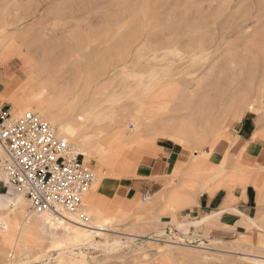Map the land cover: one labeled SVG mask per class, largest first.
<instances>
[{"label":"rangeland","instance_id":"rangeland-1","mask_svg":"<svg viewBox=\"0 0 264 264\" xmlns=\"http://www.w3.org/2000/svg\"><path fill=\"white\" fill-rule=\"evenodd\" d=\"M8 21L7 35H15L16 47L30 63L15 54L9 67L0 66V76L10 81H0V109L34 110L51 121L36 106L15 108L24 106L21 86L34 75L71 121L74 114L83 116L77 125L87 144L101 141L112 151L107 135L123 123L132 129L133 116L141 109V116H149L151 123L173 117L193 120L200 137L189 138L186 144L167 137H158L154 143H132L128 152H119L110 164L99 158L88 161L85 156L96 175L88 193L102 173L107 180L125 177L122 169L133 153L141 156V162L158 153V145L170 143L185 161L155 184L147 179V189L134 181L137 194L127 205L115 204L113 199L108 203L107 230L99 238L118 240L114 247L79 248L74 242L59 244L50 239L42 249L21 256L7 244L0 264H264V205L257 203L263 217L244 236L208 242L196 239L192 227L187 232L178 228L179 223L191 220L186 209L195 204L176 199V192L182 198L191 193L194 179L188 171L193 165L204 178L216 167L223 171L198 198L214 188L241 194L236 170L245 174L246 188H254L256 202L258 190H264L262 161L230 149L245 119L255 131L253 138L264 141V0H0V29ZM16 80L14 98H3L8 84ZM56 88L60 96L53 93ZM156 93L163 99L161 103L156 99L157 105L152 103ZM156 106L160 112L152 118L155 113H148ZM225 143L229 145L219 161L214 151ZM146 192L151 195L147 201L142 199ZM19 193L0 169V218L21 223L28 213H37L28 199L26 212L20 213L13 200ZM88 198L89 194L77 215L85 214L86 223H94L95 209ZM6 231L0 224V244ZM73 246L84 256L74 263L57 257Z\"/></svg>","mask_w":264,"mask_h":264},{"label":"bare ground","instance_id":"bare-ground-1","mask_svg":"<svg viewBox=\"0 0 264 264\" xmlns=\"http://www.w3.org/2000/svg\"><path fill=\"white\" fill-rule=\"evenodd\" d=\"M16 22L17 21H13L12 23H16ZM8 25H11L9 21L4 22L1 25V29H0V66L9 67L11 62H13L14 59L13 55L15 54H17L23 60V62L28 65V63H30L29 57L25 55L21 49L16 47V42L14 40L15 35H7L6 31ZM3 38H7V41L6 42L2 41L1 39ZM1 80L5 81L6 83L10 82L9 80H5V77L3 76H0V81ZM15 84L17 85V80L8 84V89L2 94L3 98L9 100L10 99L12 100L14 98L15 94L11 92L12 89L15 87ZM51 89L53 90V88ZM21 90L22 93L24 94L23 95L24 106L21 108L18 107L15 108L23 110L26 108L33 109V107L36 106L42 113H45V115H47L51 119L52 123L53 121H55V123L59 126V131L61 133V134L59 133L60 135L68 137L70 141H73L74 144L76 143L79 146L78 147L75 144L77 150L81 154L86 156V159H88V161H91L92 158H99L105 164H110L113 157H115L119 152L122 151L128 152L129 149L131 148L130 144L142 143V142L154 143L156 142L158 137H167L168 139L175 140L183 144L184 143L186 144L188 142L187 139L189 138L197 139V137H200L199 136L200 132L196 128L198 126L194 124L193 120L184 121L180 119L178 120V117H173L167 120L159 119L156 121V123L155 122L151 123L148 121V118H150L149 116H147L148 118L141 116L140 113L143 112V109H141L133 116L134 119L132 120L133 121L132 129H130L129 127L126 126L125 123H123L116 131L110 132L107 135L109 141L113 144V146L110 148V149L113 148V150L107 151L104 147L105 144L101 143V141L100 144L93 143L90 140H89V144L86 143V139L83 138L84 135L80 132V129L77 125V121L79 120L82 121L83 116L74 114L72 115L73 120L71 121L70 118H68V116L64 113L65 108L62 107V109L59 110L57 106L58 102L57 104L54 103L55 100L53 99V97H50L51 92L49 91V89L45 85H43L42 82L37 81L34 75H31L27 83L21 86ZM53 93L54 94L58 93L59 96L61 95L59 88H56V91H54ZM154 95L152 99H154L155 97ZM156 96L157 97H155L154 99L155 102H153L152 100V103H154L155 105L159 104V102L161 103L163 100V99L161 100V98H158L161 96V95L159 96V93ZM156 99L157 100L159 99L160 101L158 100L159 101L158 102ZM152 103L151 104L148 103V105L152 107L154 105V104L152 105ZM151 107L150 110L151 109L152 110L151 111L149 110L148 113L150 116H152L155 112H157V114L158 112H160L157 106L155 107V109ZM147 109H149V107ZM147 109L146 110L144 109V113L147 111ZM154 116H156V113L155 115H153L152 118H154ZM237 118L239 119L240 117L238 116ZM151 132H154L155 135H149V133ZM71 138L73 140H71ZM219 138L220 135H218L212 142L211 147L213 149L217 147L216 144ZM127 143L129 145H124ZM115 147H117L116 150ZM134 154L135 153L129 156L130 160L134 161L136 159V156ZM236 171L239 173L238 174L239 176H236V178L240 180V183L243 187V191L245 192L247 185V182L245 181L246 180L245 174L240 173L238 170ZM188 172H189L188 173L189 177L191 176L190 179H194V185L191 190V193L187 195L185 198H182L179 197L178 192H176L177 194L176 199H178L179 201L184 200L187 204H193L195 202L197 203L198 193L202 192L205 189L204 187L207 186L208 182L212 181L213 178L223 174L222 173L223 171L219 167H216L209 176L204 178L203 176L197 175L196 173L197 170L195 165H193ZM2 174L6 179L5 174L3 172ZM102 174L103 175H100L99 180L95 183V189L101 188L103 182L106 180L105 173ZM218 189L219 188L212 189L211 194H214V192H216ZM260 190H261L260 192L264 191L263 189ZM88 194L89 193H87L86 196H88ZM229 197L231 198V200H234V196L232 195L231 191ZM13 200H15L18 206L17 209L20 211V213L23 214V212H26L27 198L24 197L23 192L17 194ZM78 213L79 212L72 213L70 215L67 214L65 217L59 219H55L52 216V214L48 212H40V213L37 212L32 215L28 213L25 216L23 222L21 223L17 221L16 222L12 221L9 218H6L7 216L6 217L2 216L0 218V224H2L7 231L2 236L1 242H3V244H0V257L2 254H4L5 251V249H3V245L6 246L7 244H11V247L14 248L15 250L17 249L22 256L24 254H27L28 252L42 249L44 242L50 239L57 240L59 244H61L62 242L65 243L74 242L76 246H79V248L98 247V246H104L106 248H110V247H114L119 243L118 240L111 241V240H105L99 238V236L105 234L104 231L107 230L106 226L108 224L107 222L109 221L108 218L102 216L99 210L92 211L93 218L95 221L94 223H89V222L86 223L83 219H81L83 215H81L82 217L78 216L77 215ZM207 218L208 217H203L200 220H196L193 222L179 223L178 228L184 229L187 232L188 229L204 222ZM249 221L253 225H257V222L254 219L250 218ZM76 246L67 247L66 249L61 250L58 253L57 257H65L68 260H70L72 263H74L77 260V258H79L80 256H84L83 251L80 252L75 251L76 249L74 247Z\"/></svg>","mask_w":264,"mask_h":264},{"label":"built area","instance_id":"built-area-1","mask_svg":"<svg viewBox=\"0 0 264 264\" xmlns=\"http://www.w3.org/2000/svg\"><path fill=\"white\" fill-rule=\"evenodd\" d=\"M0 169L23 192L35 212L55 219L81 212L96 180L93 167L75 144L40 112L0 109ZM149 192L143 194L147 201ZM86 222L87 215L82 217Z\"/></svg>","mask_w":264,"mask_h":264},{"label":"crops","instance_id":"crops-1","mask_svg":"<svg viewBox=\"0 0 264 264\" xmlns=\"http://www.w3.org/2000/svg\"><path fill=\"white\" fill-rule=\"evenodd\" d=\"M240 132L238 138L230 145V149L235 151L236 155L243 153L248 159H258L264 165V141L257 137L253 138L255 131L246 119L241 124ZM228 145L229 143H225L221 149L214 151L215 159L219 158V161L224 159ZM151 149L147 148L145 151H152ZM153 149L156 151L157 146L154 145ZM142 152L144 150L140 153ZM157 152L141 162V156L135 153L136 159L134 161L128 159L122 169L125 177L118 180L116 178L106 179L101 188L93 189L89 193L88 201L91 207L99 210L105 217V210L112 199L115 204L127 205L131 199L136 197L134 181H139L141 188L147 189V179H151L155 184L163 177L172 174L179 162H185L174 144L158 145ZM250 188L247 187L246 191L241 192V194L232 192L234 200H231L230 192L225 189H219L214 194L205 192L197 199V203H193L195 204L193 208H187L186 212L191 217L188 222L208 217L204 222L192 227L195 230L193 235L196 239L201 238L208 242H230L239 235L244 236L249 227L258 226L260 218L263 217V212L259 211L258 213L257 203L259 206L261 205L260 207L264 205V191L258 190L256 202L255 190L253 187L251 188L254 191L251 196ZM135 192L136 194H134ZM250 218L254 219L257 225H253L249 221Z\"/></svg>","mask_w":264,"mask_h":264}]
</instances>
